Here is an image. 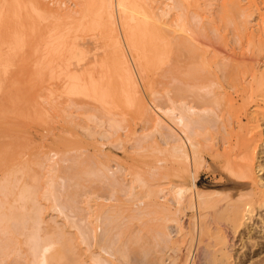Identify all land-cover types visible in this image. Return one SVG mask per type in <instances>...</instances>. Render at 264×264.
<instances>
[{"label":"rangeland","instance_id":"1","mask_svg":"<svg viewBox=\"0 0 264 264\" xmlns=\"http://www.w3.org/2000/svg\"><path fill=\"white\" fill-rule=\"evenodd\" d=\"M22 1L23 2H21L20 0L22 4L20 2H17V5L20 3L21 6L20 5L17 6L15 2L16 8H14L13 10V7L15 6L13 5L12 7V3L11 5H8V3L11 2V0H0V133H1L0 134V148L2 149V150L0 149V153L2 151L0 158L3 159L2 160L3 162L2 161L0 162V174L3 175L2 174L3 170L8 169V166L10 164H11L10 166H13L14 164V167L17 168L15 169L18 170L16 173L17 174L16 178L19 177L20 178L19 183H21V181L23 182L25 177H23V179L21 180V177L24 175L21 174L22 172H19L20 171L19 169H21L22 166H24L25 164L28 165V163L30 164L28 165L30 166L29 171L31 170V173L33 175L37 173L35 176L39 178V179L37 178L39 180V181L37 180L39 182L38 183L39 191L36 194L35 198L37 200L36 202L39 205H41L40 206L41 209H43L42 210L43 213L40 216L43 226L40 225V228L44 227V228H41L42 231H39V236H46L48 232L56 233L60 229H61V232L64 234V237L62 238L63 241L62 239L59 240L58 237H56L57 235L55 236V234L52 235L53 237L55 236L54 238L51 237L53 238L55 242L57 243L59 242L58 244H62V245H57L56 248L54 249L55 250L54 259L56 260L55 257L59 253H61V255L59 254L58 258L60 256L62 257V258L60 257V259L57 258L56 260L57 262L54 261L56 262L55 264H78L79 263L78 259L81 258V255H84V256L88 255L87 257H89V255L92 252L94 253L97 251V249L92 247L93 241L90 239V236L91 235L93 236L94 233L92 232H94V230H96L100 225V227L96 231L97 234H99L101 224L100 223L98 224V222L99 220L101 222L104 220L105 216H103V214L105 213V211L109 213L108 215H112L114 212L115 213L117 212L120 214V215L117 213L115 214V215H118L117 218L121 217L120 219H118L116 223L119 224L118 229L123 228L121 230L122 234L120 233L122 237L120 238V234H119V237L117 236V238H119L120 240L119 242L120 245H122L121 242L123 243V245L127 242L125 244L127 248L122 245V247H125L127 251V255H125L127 258L125 257V262H123L122 264H126L128 262H129L128 264H184V263L194 264L195 261H196L195 264H198L199 261L198 259H196L197 257L195 258L196 252H198L199 248L205 249V246H206V249L212 246L211 247V250H212L213 243H216V242H213L214 237H216V234H217V241H218L219 236H221V234H218V232L220 233L223 232L222 238L224 234L226 235V236L224 235V237L228 238L229 249L231 251L230 252L231 254L229 253L230 255L229 254L228 255L231 257L226 256V258L225 257L221 258L222 256L220 255L213 256L212 254V255H209L210 257L207 255V258L203 259L204 260V263L202 262L203 264H252V262L256 264L257 260L260 261V259L264 257V252L261 254H254L255 248L253 249L250 248L251 245L249 242H251V240H248V239L251 236H253L255 239H258V237H264V227H263L264 226V210H258L259 212L257 215H256V212L254 213L255 216H253V220H251V222L250 221L248 222L249 224L247 228L243 226L236 228L235 225H233L234 224L232 221L233 219L232 220L230 219L231 213H229L228 211L224 210L225 213L224 212L220 213V211L222 210L220 208H221V205H222L221 203L223 202V200H227L228 198L230 199V195H231V198H233L234 195H237L236 192L238 191L236 187V182L238 180L236 178H238V176H236L237 173L233 174V172H236V171L231 172V169H230L229 171L230 174H229L226 172L228 169L225 170L226 169L225 166L224 168L222 167V169L220 168V166H222V164L227 166L229 163H232L231 159L233 161L234 160L233 157H235L233 154L236 153L235 155L237 156L239 152H241V150L243 149L241 147H243L242 145L244 144V142L248 138H250V136L253 135L257 130L253 129L252 131L253 134H252L251 132L252 127H250L252 125L245 124L243 125V127H241V129L235 128L234 134L229 136L227 135L228 134L227 131L224 130L221 127V125H219L220 122H217V123L210 122V124L208 123V125L202 126L199 132V137L197 138V141L199 142L198 154L201 157V162L198 168L197 185H198L199 190H201V192L204 193L203 203L205 204L201 206L199 212L197 213L194 212V209L186 208L185 205H183L184 207L183 206L179 207L174 198V195L171 192V188L172 186H175L178 184L179 186H188L189 185L188 179L185 178L179 181V179L176 178V175H175L176 172L174 171V168L177 167L176 165L177 162H173L174 161L173 158L170 157V155L166 151H163L162 149L163 147L161 143L158 141L159 140L158 134L151 132V129L149 130L150 125L144 126V124L141 121L137 120L139 119L137 118L138 115L134 117L135 112L132 109L133 108L132 105L130 107L129 104H128L129 106L126 104L128 107L126 108V105H123L120 102L121 101L120 98H117L115 96L113 98L115 90H113L114 86L111 84H115L116 86L115 82H118L116 81V79H118L116 77L118 76H116L117 74H114L116 73V71L114 70L115 66H112V65H116L115 63L116 61H113V60L110 61L109 58L111 59V57H115V53H114V56H112L111 54L113 50L112 49L110 53L111 55L110 54L107 55V53H109L107 51L110 49L105 39H107V37L109 36L106 37L105 36L106 34L104 33L105 34L104 35L103 31L100 32L99 30L100 29L98 26L99 17L97 16V13L99 11L98 5L100 3L99 2L100 0H81V1L80 0H39V1L38 0H22ZM76 1L77 2L79 1L78 4L76 3ZM137 1L138 3L141 4V5L139 4L140 6H143V5L144 6L143 8L142 7L139 8V10L141 11L140 13L141 16H139V13H136L134 15H136L135 16L136 19L137 18L142 19L141 18L142 12L144 13L145 8L149 5V1L148 2H146L147 0L146 1L137 0ZM172 2L173 1L171 0L154 1L152 3V8H153L154 13H156V15L158 14L157 16H160L161 11L162 13L164 10L169 11V6L170 4L172 5ZM179 2L181 3V0ZM226 2H227L226 0H201L199 1V4L197 5L194 3L193 4L191 3V5H189V4H186L185 2L184 3L182 2L181 4L185 6V9L179 3L182 6V10H181L182 14H184L187 11V14L185 13V15H188L187 25L190 24L189 28L191 27L192 29L193 27V30L196 33L198 32L200 36H201L200 33H202L203 34L202 37L204 36L209 37V41H210L209 43H211L210 45L212 46L211 50L213 51L216 50L217 52H219V55H218L220 56L219 58H222V56L224 57L225 55L230 54L233 51L238 52L239 40L237 39L239 36L238 34L240 32L238 29L239 28L238 23L242 22V20L244 19V17L241 18V14L237 11L236 6L233 5L234 8L233 7L229 8L225 4ZM146 3H148L147 6H145ZM40 4L44 5V8L46 7L45 11L48 14L46 13L44 14L45 11L44 12L41 11L42 14L40 11H38L39 9L38 5ZM91 6L93 7V9H91L92 8ZM226 6L229 9H227ZM163 7L164 9H162ZM82 12L85 14L83 15L84 19L86 16H87L86 18L88 17L89 18L82 20L83 16H79L80 14H82ZM181 12H179V14ZM70 14H72V17ZM55 15L56 16L58 15V16L55 17ZM73 16L75 18L77 17L78 18L82 17V18L79 21H78V18L75 19L76 20L75 22L73 19ZM168 18H169L168 16L166 18L164 17V20L168 21L169 20ZM81 20L84 23L80 22ZM249 20L251 22V23L249 22L251 25L250 24L248 25L251 28L254 25L253 18ZM77 21L79 22V24L82 23L84 24V26L86 25V27L87 26L90 27V29L87 30L86 28L85 30L84 27H81V28H84V30H81ZM95 21L97 22V24ZM184 23L186 24V21ZM89 24L96 29L94 30L91 29V26ZM16 26L18 29L16 28ZM21 26H23V29ZM71 26L74 28H72ZM76 27H79L77 28L78 30L76 29ZM17 30H20L21 35H23L24 33L25 42L19 48L12 49V46L8 42H10L14 38L13 35L17 36V34H19L18 33L19 31L17 32ZM92 30L94 33L91 32ZM15 31L17 33H15ZM29 32H31L32 34ZM90 36L91 37L94 36V38H91ZM104 36L106 37L105 39H104ZM54 38L55 40L57 39L58 41L61 39L60 41L63 42V46L62 45L60 46L61 48L59 47L55 49L53 46L52 49H49L52 46L47 47L45 42L49 41L50 39H54ZM204 39L205 37L201 39V41L202 40L204 41ZM104 40H105V43H104ZM83 41H85L86 43L87 41H90V43H95L98 49L97 51L95 49L93 51H96V53L98 54L101 53V56H103L102 54L105 51L106 55L109 57L107 58L108 59L107 62L103 60L105 61V66L103 69L105 70L106 76L103 74L101 75L100 73L97 76L98 77L101 76L100 80L104 79L103 81L109 80V82H111V83H107L112 86L108 88V91L112 89L113 91L111 92H114V93L112 95L110 92V97L108 96L107 102L109 105L108 108L112 110L114 113L113 115H115L114 119L116 121L114 120L113 121L117 122V124L114 123L115 127L114 126L113 127L115 130L114 131L115 134L110 138L109 140L110 142L108 141V139L107 140L104 139L106 140L104 141L98 135H97L98 137L95 136V140H97L96 138H100L98 140L102 142V143L100 142L101 145L98 143H96V145L92 144V141L94 139H92L91 137H83V135L81 134L82 131L79 130L78 127L75 126L73 128L75 130L73 131L74 132L79 131V132H75L74 133L75 135L71 136L70 138L72 142V146L73 148H75V150L72 151L71 153V158L73 160H71V162L70 161L67 162L66 161L67 157L64 152L65 141L63 140V135L65 134V131L62 129L60 125L64 123L63 121H61V119H63L62 116L64 115V113L61 112V110L57 109L62 105L59 103L60 101L58 102L59 99H56L58 102L56 103L57 108L53 107V105H51L48 102L50 100V97L49 98L47 97L50 94L49 90L53 91L54 96L55 95L59 96V93H58L59 90L56 91L55 88H57V86L63 80L64 69L66 68V66L72 67L70 63L72 64L78 61L77 57L79 56L78 54L80 50L79 47L80 45L84 43ZM77 43L79 44L78 47H77ZM109 45L112 48L114 44L111 45L110 43ZM114 51H115V48L113 52ZM149 51H152V50H149ZM5 54H7V58ZM219 58L218 60H220ZM112 61L114 63H108ZM153 61L154 62L152 63L154 64H152L151 69H153L154 65H155L154 69L156 67H159L158 61H155L154 59ZM107 63L109 64V66ZM101 64L100 66H97L98 70L102 69L101 66L103 64L102 65ZM106 66L108 67L106 68ZM228 68H231V67H228ZM95 70H97V68ZM159 70L160 69L157 68L155 69V71L151 70V72L153 71V74L155 73L154 74L155 76L157 75ZM99 71L101 72V70ZM103 72L104 71L102 70V73ZM151 72H150V75H152ZM116 90H118V88H116ZM111 97L112 99H110ZM234 97L236 98L235 95ZM208 98L209 100H211L210 99L211 97H208ZM34 99H35V102H32L34 101ZM60 100L62 101L61 97H60ZM88 100H90L91 102V99H88ZM237 100H238L237 101L238 103L235 104V107H237L240 103L239 98ZM225 105H226V107L224 106L225 112L223 113H225V117L226 119H228L229 118L228 116L231 112L230 110L231 105L229 106V103H226ZM129 107L131 108L132 111L129 109ZM19 109H20V112H19ZM129 111L131 112L129 113ZM249 112H252V110ZM133 117L136 119H134ZM118 118L122 122L118 121ZM245 122L246 121L243 120V123ZM118 123H119V126H118ZM87 124L88 125L86 127L90 128L91 130H93L92 132H95V133L96 132L100 133L104 129H107V126H105L106 124L101 125L100 127L98 126L96 122H92V121H88ZM213 124L215 125V127H212L214 126ZM260 125H262V123ZM117 127L118 128L122 127V128L118 129ZM142 127H146L148 130L147 129L145 130L148 132L143 130ZM262 128L264 129V125L261 126V129ZM10 132L12 134H10ZM128 133H130L131 135ZM145 133L147 134L145 135ZM67 136L64 135V139L68 138ZM75 136L76 137L82 136V138L84 139L83 142L77 145L76 142H77L78 137L75 138ZM116 138L119 140H117ZM229 142L234 147L232 146V148L231 147L229 148V146L227 145V143ZM2 144H4L5 146H3ZM9 144L13 146L11 147ZM263 145L264 143H262L263 149L261 148L260 149L261 151L263 150V153H264ZM112 146L115 148H113ZM80 147L81 149H79ZM98 149L101 151H99ZM7 150L9 153L7 152ZM42 158H43V161H42ZM44 158H46L47 160H45ZM76 158H80V159L77 160ZM81 159L84 160L82 162H85V165H87V161H89L88 165L90 167H93L95 171L98 169H101L102 171L106 172V173H103L104 175L105 174L107 175V173H109L107 171L112 172L111 174H109L110 177L107 175L106 176L107 178H106L105 176H102L103 174L101 172H97L99 179H98V176L96 175L95 177L97 178L86 177L84 175L86 177L85 178L83 175H82L83 177L80 175L81 177L77 176L78 177L77 178L73 176V178L71 177L72 179L68 180V177L65 176L66 174L64 173L65 171H67L66 168H69L70 167L69 165L70 164L72 165L73 162L75 163L77 161L81 162ZM48 160L51 161V163H49L50 165H48V162H49ZM41 162H43L44 164L47 163V165L46 164L40 165V164H43ZM53 163H55L56 166ZM101 164L105 166H109L107 167V169L109 170H106V167L105 168L102 167L103 165ZM45 167H46V170H45ZM47 167L53 170L51 169L48 170ZM165 167L167 168L166 170H164ZM55 168H56V171L60 169V172L59 171L56 172L54 170ZM111 169L113 170L111 171ZM49 171L51 173L52 171H54L55 176L48 177L50 175ZM231 173L233 175H231ZM65 177L67 178L64 179ZM102 177H105V178L102 179ZM46 178H47L46 184L49 181L48 179H50L52 184H55L53 186L56 187L55 188L56 195H57L56 197H58L59 195L61 196V197H58L59 200H57L56 203L60 206L61 205L64 206L63 213L60 212L57 206L53 205L54 203H52L53 202L52 199L49 196L45 195V194H48L44 192L45 187H46V185L44 184L45 183L44 181L46 180ZM111 178L113 179L111 180ZM79 179H81L82 182L77 181ZM110 181H113L114 185L109 184ZM43 185L45 186L43 187ZM41 187H43L44 190ZM42 192H44V194ZM43 195H45V198L43 197ZM234 198H239V197L234 196ZM49 199L51 200V202ZM234 200L235 199H233V201ZM237 200L238 199H236L235 201L237 202ZM218 201L220 202L218 203ZM214 205L216 208H217L216 205H218L220 209L219 211V209L217 208L219 211L218 214H217V211L215 210L216 208L214 207ZM54 209H56V211ZM109 211H113V213ZM228 213L230 214V216ZM219 214H221L222 217ZM100 215H102V218H101L102 220L100 219ZM106 216H107V213H106ZM97 218L99 220H97ZM209 218L210 219L212 218V219L210 220ZM200 221H202L204 226H206L207 224H210V226L209 227L207 226V227L209 228L210 231L213 228L212 231L216 233H212L208 231V228L206 227L207 231L209 232L207 235V231H205L206 228H204L203 224ZM205 221L209 223L206 224ZM212 221L214 222L215 226H217L215 229L218 230L220 229V226H221L222 227L221 230H218V232L214 231V227L211 228V226H214V224L211 223ZM74 223H77L76 224L77 226L80 225L79 226L80 228L84 227L82 229L84 230L85 233H87L86 235L87 236L90 235L88 239H90L91 242L88 241L89 242L88 244L92 246L88 247V244L85 245V243L84 244L82 243L81 237L80 235H78L79 232L77 231V229H75V225H73ZM197 224H200L199 227L202 225V227L205 229L204 230L205 233H201L202 235L204 234L203 236L201 235L202 238L200 236L198 238L197 236H195L194 238L195 240L193 239L194 241L193 243V241H191L190 238L193 236L192 232H196L194 228L197 226ZM159 225L160 227H158ZM87 227L90 229H88ZM94 227L96 229H94ZM234 227H235V230H234ZM158 228L160 229L158 230ZM189 228H191L190 230H192V232L189 230ZM56 229L57 231H55ZM160 230H162V232H160ZM249 230L251 231V233L250 232L248 233ZM158 231L162 234L165 233L163 235L158 234L159 239L155 237L157 236L156 232ZM41 233H43L44 235H42ZM257 233H260V235H258ZM70 238L74 239V241ZM160 238H161V241H165V244L164 242L163 243L161 242L162 243L161 245L160 242H158ZM188 239H190L191 244H188L186 247V241H189ZM18 240L21 243V245H19V250H17V252L19 253H17V255H20V256L24 255V257H22L23 259L19 257V259L20 258L21 259L20 261L18 259V261L20 263L22 262L21 264H24L25 262L27 263L28 261L27 260L28 258L26 255V253L28 252V248L27 246H25L24 243H23L24 244L23 246L22 244L23 238L19 237ZM198 240L200 241L199 243H198ZM190 242H187V243H190ZM198 244L200 245V247ZM202 244L204 245L206 244V245L204 246ZM243 244L246 246L243 247L242 246ZM195 247L197 248V250L195 249ZM59 248L60 250H58ZM145 249L149 250V252L145 251ZM184 250L185 252H188L186 253V255H189V258L185 262H183V259H182L183 257L186 256L185 253L184 255H182ZM257 250L258 249L256 248V251ZM123 251H124V248H123ZM145 252L146 254H144ZM179 253L180 254L182 253V254L180 255ZM193 253H195L194 257H193ZM84 256H82L83 259H85ZM87 257L85 260H88ZM179 257L181 258L182 261L178 260ZM22 260H24V262ZM118 260L120 262L122 261L119 258L117 259V261ZM190 261L192 262L190 263ZM120 262L119 263L115 262V263L120 264Z\"/></svg>","mask_w":264,"mask_h":264},{"label":"bare ground","instance_id":"2","mask_svg":"<svg viewBox=\"0 0 264 264\" xmlns=\"http://www.w3.org/2000/svg\"><path fill=\"white\" fill-rule=\"evenodd\" d=\"M148 1H149V5L148 3H146L145 6L147 5L148 6L146 8L144 7L145 10H144V13L142 12V17H141L142 19L140 18L136 19L135 18L136 15L134 14L139 13V16H141L140 14L141 11L139 10V8L140 7L143 8L144 6V5L140 6L141 4L138 3L137 0H100L99 1L100 3L98 5L99 8L97 6L99 10L97 13V16L99 17V19L97 18L98 26L100 28L99 30L100 32L103 31V34L105 33L106 35L105 34L104 35L106 37L107 36L110 37V38L107 37V39H105L106 37L104 36V39L106 40V43L110 49L107 51L109 52L107 53V55L110 54L111 50L112 49L114 50L115 48V51L113 52L112 50V53H111L112 56H114V53H115V57H111L110 59L106 55L105 51H104L105 54L103 53L102 54L103 56H101V53L100 54L96 53L98 48L95 43H90V41H87L86 43L85 41H83L84 43L83 44L81 43L82 45H80L79 47L80 50L78 49L79 50L78 52L79 56L77 57L78 61L76 63H72V64L70 63L72 67L66 66L65 69L63 68L64 78L61 81V83L57 86V88H55L56 91L59 90L58 92L59 96H56V95L54 96L53 91L49 90L50 96L48 95L47 98L50 97V100L48 102L51 105H53V107L57 108L56 103L60 101L59 103L62 106H60L61 108L59 107L57 109L61 110V112L64 113V115L62 113L63 119H61V121H63L64 123L60 124L58 121L57 122L61 125L62 129L65 131V134L64 133L63 134L65 136L68 135L67 137L69 138V139L68 138L64 139V135H63V140L65 141L64 152L67 157L66 161L71 162V160H73L71 158V153L72 151L75 150V148H73L70 138L71 136L75 135L74 134L75 132H79V131H75V132L73 131L75 130L73 129L75 126L78 127V129L82 131L81 134L83 135V137H91L92 139H94L92 141V144L94 145H96V143L100 144L101 141L98 139L100 138L103 140L108 139L109 141L110 138L115 134L114 133L115 131L114 123L117 124V122H114L116 121L114 119L115 115H113L114 114L113 111L108 108L109 105L107 102L108 96L110 97V92L115 90L114 91L115 93L111 92L112 95L114 93L113 98L114 96L117 98H120L121 99L120 102L123 105L129 104L130 107L132 105L133 107L132 109L135 112L134 117L138 115L137 118L139 119L137 120L141 121L144 124V126L150 125L149 130L151 129V132L158 134V137H159L158 141L161 143L163 147L162 148L163 151H166L170 155V157L173 158L174 160L173 162H177L176 163L177 167L174 166L175 167L174 171L176 172L175 174L176 178H178L179 181L185 178L188 179V182H189L188 186H179L178 184V185L172 186L171 188V192L174 195V198L178 206L180 207V206L185 205L186 208L194 209V212L197 213L199 212L201 206L205 204L203 203L204 193L201 192V190H199L198 185H197L198 168L201 162V157L198 154L199 142L197 141V138L199 137L200 129L202 128V126L208 125V123L210 124V122H213V123L220 122L219 125H221V127L227 131L228 133L227 135L231 136L232 134H234L235 128L241 129L243 125L250 124L252 125V126L249 125L250 127H252L251 132L253 131V129L257 131L254 134L252 132L253 135H251L250 138H248L244 142V144L242 145L243 147H241L243 149L241 150V152H239L237 156L235 155L236 153L233 154L235 157L232 156L234 158L233 161L231 159L232 163H229L230 160L229 162L227 161L230 165L227 163L228 164L227 166L224 164L220 166L221 169L222 167L224 168L225 166L226 168L225 170L228 169L226 172L229 174H230L229 172L230 169H231V172L236 171V172H233V174L237 173L236 176H238V178H236L238 179L236 182V187L238 191L236 192L237 195H234V196L235 197L238 196L239 198H234V196L233 198H231V195H230V199L226 198L227 200H223V202L221 203L222 205L220 204L221 205L220 209H222L223 211L222 210L220 211L218 205H216L220 213L221 212L225 213L224 210L231 213L230 219L231 220L233 219L232 220L234 223L233 225H235L236 228H239L242 226L247 228L249 224L248 222L249 221L251 222V220H253V216H255L254 213L256 212V215H257L259 212L258 210H264V159H263L264 153H263V150L261 151V149H263L262 143H264V129L263 128L261 129V126L264 125V0H226L227 2L225 4L229 8H232V7L234 8V6H236L237 11L241 14V18L244 17V19L242 20V22L238 23L239 24L238 29L240 31L238 34L239 35L238 39H237L239 40L238 52L232 50L233 52L225 55L224 57L222 56V58H219L220 57L218 56L219 52H217L216 50L214 51L211 50L212 46L210 45L211 43H209L210 42L209 37L204 36L205 37L204 41L203 40L201 41V39L204 38L202 37L203 34L200 33L201 34L200 36L198 32L196 33L193 30V27L192 29L191 27L189 28L190 24L187 25L188 15H185V13L187 14V11L184 14H182L181 12L182 6H183L181 4L182 2L183 3L185 2L186 4H189V5H191V3L192 4L194 3L197 5L199 4V1L201 0H181V3L179 2L180 0H171L173 2H172V5L170 4L169 6V11L164 10L163 13L161 11V14H160V16L162 15L161 17L157 16L158 14L156 15V13H154L153 8H152V3L157 0H147L146 2ZM15 2L17 5V2H20V0H11V2H9L10 4L8 3V5H11L12 3V7H13V5L15 6ZM21 2L23 1L21 0ZM78 2L76 1L77 4ZM20 3L17 6L19 5L21 6L22 3L21 4ZM38 7H39L38 11L40 12L41 11L44 12L46 10V7L44 8V5L42 4L38 5ZM183 7L185 9V6ZM14 8H16V6L13 7V10ZM91 9H93V7ZM162 9H164V7ZM179 12L181 13L179 14ZM45 13L46 11L44 12V14ZM70 15L72 17V14ZM83 15L85 14L82 12V14H80L79 16H83ZM57 16L55 15V17ZM74 16H73V19L76 22L75 19H77L78 17L75 18L76 16L75 17ZM167 16L169 17L168 18L169 20L165 21L164 17L166 18ZM86 17L85 19L89 18V17L88 18ZM81 18H78V21ZM251 18H253L254 25L250 28L248 24L251 23L249 20ZM85 19L83 16L82 20H85ZM82 20L80 22L84 23ZM185 21H186V24L184 23ZM81 24H79V27L81 30H84V28L85 30L86 28L87 30L90 29V27L88 26L86 27V25L84 26V24L82 25ZM21 27L23 29V26ZM79 27H76V29ZM81 27H84V28H81ZM91 29L94 30L96 28L91 26ZM93 30L91 32H93ZM17 32L19 34H17V36L13 35L14 38L10 41L11 43L7 41L12 46V49L19 48L25 42L24 33L23 35H21L20 30H17ZM17 32L15 31V33ZM94 36L93 37L90 36V37L94 38ZM60 40L58 41L57 39L55 40L54 38V39H50L49 41L45 40L46 41L45 43L47 47L52 46L49 49H52L53 46L55 49H57L61 45L63 46V42ZM105 40H104V43H105ZM111 41L113 42L114 45L112 44ZM109 42L111 43V45H113L112 48L109 45L110 44ZM78 45L79 44L77 43V47ZM94 49L96 51H93ZM149 50H152V51H149ZM5 55L7 58V54ZM102 57H104L105 59ZM107 58H109L110 61L111 60L116 61L115 62L116 65H112V66H115L114 70L116 71V73L114 74H117L116 76L118 77L116 78L119 79V80L116 79V81H118V82H115L116 86L115 84H111L114 87H113V90L111 89L109 91H108V88L112 86L107 83H111V82H109V80L103 81L104 80L103 77H102L103 80H100L101 76L100 77L97 76L99 73L101 75L102 74L105 75V70L103 68L105 66V61L106 62L108 61ZM218 58L220 60H218ZM153 59L155 61H158L159 63L158 65L159 67H156L155 69L157 68L160 69L157 75L155 76H154L155 73L153 74V71L151 72V70L155 71L154 69L155 65L153 66V69H151L152 64H154L152 63L154 62ZM113 61L108 62V63H114ZM99 63L103 66V67L101 66L102 69H99L101 70V72L98 70V67H97V66H100ZM108 66H106V68ZM228 67H231V68H228ZM96 68L98 71L95 70ZM102 70L104 71L103 73H102ZM150 72L152 73V75H150ZM115 87L118 88V90H116ZM234 95L236 96L237 99L239 98L240 103H241V104L239 103L237 107H235V104L238 103L237 102L238 100L234 97ZM60 97L62 101L60 100ZM208 97H211L210 98L211 100H209ZM86 98L91 99V102L90 100ZM56 99H59L58 102ZM110 99H112V97ZM32 102H35V99ZM226 103H229V106L231 105V109H230L231 112L229 111L230 114L228 116L229 117L228 119H226L225 113H223L225 112L224 106L226 107L225 105ZM127 105H126V108H128ZM130 107L129 109L131 110ZM251 110L252 112H249ZM131 111H129V113ZM19 112H20V109H19ZM243 120H245L246 122L243 123ZM85 121L87 123L88 121L96 122L99 127L101 125L106 124L105 126H107V129H104L100 133L92 132L93 130L86 127L88 124ZM118 121H120L119 118H118ZM260 122L262 123V125H260L261 124ZM118 126H119V123H118ZM212 127H215V125ZM121 128H118V129H121ZM142 128L143 130L147 129L146 127H142ZM10 134L12 133L10 132ZM85 134L88 136H86ZM146 134L147 133H145V135ZM97 135L100 138H96L97 140H95V136ZM77 137L75 136V138ZM83 140L84 139L82 138V136L78 137L77 142H76L77 145L83 142ZM2 145L5 146L4 144ZM227 145L229 146V148L230 147L232 148L233 146L230 142L227 143ZM79 149H81V147ZM46 158L44 159L47 160ZM76 159L78 160L80 158H76ZM2 160L3 159L0 158V162ZM42 161H43V158H42ZM82 161L84 160L81 159V162L77 161L76 163L72 161L73 162L72 165H74L75 163L74 166L70 164L69 165L70 167L68 166L69 168H66L67 171L64 172L62 170L66 174L65 176L68 177V180L72 179L73 176L77 177L80 175L81 176L85 175L86 177L92 178V177H95V175L98 176L97 172H101L102 174L106 173L98 168H97L98 170L95 171L93 167H90L88 165L89 161H87V165H85V162H82ZM49 163H51V161L48 162V165H50ZM45 164L47 165V163ZM45 164L43 163L40 165H45ZM53 164L56 166L55 163ZM28 165L30 164L28 163ZM28 165L25 164L24 166H22L21 169H19L18 167V169L20 170L19 172H22L21 174L24 175V176L21 175L22 176L21 180L23 179V177H25L23 182L21 181V183H19L20 178L19 177L16 178L17 177L16 173L18 170H16L17 169L16 167H14V164L13 166H10V168L8 166V169L5 168L6 170H3V172L1 171L3 175L0 174V264H21L22 263V262L20 263L19 261L22 257H24V255L23 256L17 255V253H19L17 252V250H19V245H21V243L18 240L19 237L23 238L22 244L24 243L25 246H27L28 248V252L27 253L25 252L28 258L27 259L25 257L28 260L27 263L25 262L26 264H55L57 262L56 260L59 254L61 255V253H59L55 257L56 260L54 259V256H55L54 249L56 248L57 245H62V244H58L59 242L58 243L55 242L53 238L56 235H57L56 237H58L59 240L64 237V234L61 232V229L59 231H57V229L55 230L58 233L48 232V234H46L45 232L46 236H39V231H42L41 228H44V227L40 228V225L43 224L40 218L41 214L43 213L42 212L43 209H41L40 207L41 205H39L36 202L37 200L35 198L36 194L39 191V187H38L39 178L35 176L37 173L33 175L31 173V170L29 171L30 166ZM102 167L104 168L106 167V170H109L107 169V167L109 166L103 165ZM47 169L49 170L51 168L47 167ZM166 169L167 168L165 167L164 170ZM45 170H46V167H45ZM54 170L56 171V168ZM112 170L113 169H111V171ZM57 171L60 172V169H58ZM107 172H109L107 173L108 176L109 174L112 173L110 171H107ZM233 174L231 173V175ZM107 175L103 174L102 176L106 177ZM54 176H55V172L52 171V173L50 172V175L48 177H54ZM67 177H65L64 179H66ZM105 177H102V179ZM98 179H99V176H98ZM112 179L113 178H111V180ZM48 180L50 181V179ZM46 181H47V178L44 181L45 182L44 184L46 185L44 192L48 194H45V195L49 196L53 201L52 203H54L53 205L57 206L60 212L63 213L64 206L61 205L62 206L61 207L60 205L56 203V201L59 200L58 197H61V196L59 195L58 197H56L57 196L56 191H55L56 187L53 186L55 184H52L51 181H50L51 183L48 181V183L46 184ZM77 181H81V179ZM112 182L113 181H110L109 184L114 185V182L113 183ZM45 185H43V187ZM44 192L42 193L44 194ZM45 195H43L44 198H45ZM233 199L235 200L238 199V200L236 202L235 200L233 201ZM219 202L220 201H218V203ZM217 208L215 210L217 211V214H218L219 211ZM54 210L56 211V209ZM109 212L113 213V211H109ZM106 213H107V216H106ZM116 213L114 212L112 215H108L109 213L105 211L104 213L105 215L103 214L105 218L102 222L97 218V220H99L98 224L99 223L101 224L100 232L99 234H97L96 232L97 229L100 227L99 225L97 229L94 227V229L96 230L92 232L94 233L93 236L91 235L93 238L89 235L90 239L93 241V244H92L93 246L88 244L89 242H91V240L88 239L89 236H87L86 235L87 233H85L84 230L82 229L84 227L80 228L79 227L80 225L79 226L76 225L77 223L73 224L75 225V229H77V231L79 232L78 235H80L82 243L83 244L85 243V245L88 244V247L92 246L95 249H97V251L94 253L90 252L91 254L89 255V257H87L88 255L84 256L80 254L81 258L78 259L79 260V263L77 262L78 264H91V263L93 264H116L115 262H118V263L120 262L119 260L117 261L118 258L122 260L120 264L125 262V257H126L125 255H127V251H126L127 247L125 246V244L127 242L124 245L121 242V244L125 246L126 248L122 247V245L119 244L120 240L119 238H117V236L119 237V234L120 233L122 234L121 230L123 228L118 229L119 224L116 222L121 217L117 218L118 215H115ZM219 215L221 216V214ZM101 218H102V215H100V219ZM200 222L202 223V221ZM205 222L206 224L209 223L207 221ZM211 223L214 224L213 221ZM200 224H197V226L194 228L196 232H192V230H190L191 228H189V230L193 234L191 238L189 236L191 241H193L195 236H197V238L199 236L202 238L204 234L202 235L201 233H205V231H207V228L210 226V224H207L206 226H204V224L202 223L204 228L208 226L205 230L202 227V225L200 226L201 228L199 227ZM158 227H160V225ZM212 227H214V231H217V232L218 230H221L222 228L220 226V229L218 230L215 229L217 227L215 226V224L214 226H211V228ZM235 227H234V230H235ZM159 229L160 228H158V230ZM212 229L210 231L208 228V231L212 233H216V232H213ZM208 231H207V235L209 233ZM158 232H156L157 236H155L157 238L159 237L158 234H162L160 233L162 232V230H160L159 233ZM249 232L251 233L250 230L248 231V233ZM222 233L223 232L221 233L218 232V234H221V236L218 235L219 236L218 241H217V234H216V237H214V240L215 238L216 240L215 241L213 240V242H216V243H213V248H212L213 251L211 250L212 246L210 247L209 245L210 248L206 249V246H205L206 244L205 245L202 244L205 246V249L208 251H206L203 248H199L196 254L193 253V257L195 254V258L197 257L196 259H198L199 261L198 264H203L204 263L203 259L204 258L206 259L207 255L208 256L212 254L213 256L220 255L222 256L221 258L223 257L226 258V256H229L231 254L230 253L231 251L229 249V242H228L229 240L227 237L226 238L224 237L225 234L223 235V238H222ZM41 234L44 235L43 233ZM53 234H55L54 237L52 236ZM121 234H120V238L122 237ZM257 234L260 235V233H257ZM190 239H188L189 241H186V247L188 244H191ZM72 240L74 241V239ZM248 240H251V242H249L251 245L250 248L252 249L255 248L254 254H261L264 252V242H263L264 237H258V239H255L253 236H251L249 237ZM158 242H160L161 245L163 242L165 244V241H161V238ZM187 242H190V243H187ZM199 242L200 241L198 240V243ZM242 246L244 247L246 245L243 244ZM123 248H124V251H123ZM256 248L258 249L257 251H256ZM195 249L197 250L196 247ZM58 250H60V248ZM209 250L210 252L211 251L212 252L210 253ZM145 251L149 252V250H146V249ZM184 253L186 255V253L188 252H185L184 250L183 254L182 253L181 254L184 255ZM144 254H146V252ZM82 256H84L85 259L87 257L88 260L83 259ZM19 257L21 258L19 259ZM60 257L58 259H60ZM188 258H189V255H186L185 257H183L182 258L183 262H185ZM24 260L22 261L24 262ZM178 260L182 261L180 257ZM192 261H190V263ZM258 261L259 260H257V262L255 261L256 264H264V257H262V259H260L259 262ZM252 264H255V263L252 262Z\"/></svg>","mask_w":264,"mask_h":264}]
</instances>
